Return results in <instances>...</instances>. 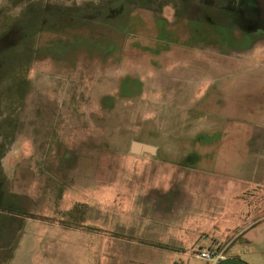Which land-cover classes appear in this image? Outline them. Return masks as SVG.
Returning <instances> with one entry per match:
<instances>
[{"label":"rangeland","instance_id":"obj_1","mask_svg":"<svg viewBox=\"0 0 264 264\" xmlns=\"http://www.w3.org/2000/svg\"><path fill=\"white\" fill-rule=\"evenodd\" d=\"M213 244L264 264V0H0V264Z\"/></svg>","mask_w":264,"mask_h":264},{"label":"water","instance_id":"obj_2","mask_svg":"<svg viewBox=\"0 0 264 264\" xmlns=\"http://www.w3.org/2000/svg\"><path fill=\"white\" fill-rule=\"evenodd\" d=\"M131 151L134 154H140L141 152H154V148L142 142H132ZM216 264H248L247 262L238 259L236 257L224 258Z\"/></svg>","mask_w":264,"mask_h":264},{"label":"built area","instance_id":"obj_3","mask_svg":"<svg viewBox=\"0 0 264 264\" xmlns=\"http://www.w3.org/2000/svg\"><path fill=\"white\" fill-rule=\"evenodd\" d=\"M198 257L207 264H216L224 259L223 251L219 249L200 250L198 252Z\"/></svg>","mask_w":264,"mask_h":264},{"label":"crops","instance_id":"obj_4","mask_svg":"<svg viewBox=\"0 0 264 264\" xmlns=\"http://www.w3.org/2000/svg\"><path fill=\"white\" fill-rule=\"evenodd\" d=\"M145 144H147V143H145ZM147 145H149V146H152L153 148H154V152L153 153H150V152H141L140 154H136V155H144V154H150V155H154V156H156L157 155V152H158V149H157V147H155V146H153V145H150V144H147ZM198 169V168H197ZM189 195H191V193H189ZM208 237L207 236H205V239H207ZM216 241V240H215ZM184 245H186L185 243H183L182 245H180V246H184ZM188 245V244H187ZM189 246H191V244L189 245ZM216 246V244H213L212 246H209V247H207V248H201L202 250H208L209 248H211V247H215Z\"/></svg>","mask_w":264,"mask_h":264}]
</instances>
